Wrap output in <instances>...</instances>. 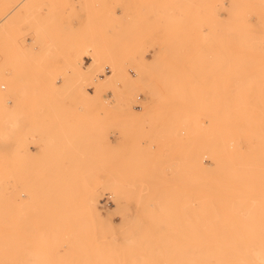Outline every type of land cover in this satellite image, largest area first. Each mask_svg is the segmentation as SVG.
Segmentation results:
<instances>
[{
	"label": "rangeland",
	"instance_id": "1",
	"mask_svg": "<svg viewBox=\"0 0 264 264\" xmlns=\"http://www.w3.org/2000/svg\"><path fill=\"white\" fill-rule=\"evenodd\" d=\"M0 16V264H264V0Z\"/></svg>",
	"mask_w": 264,
	"mask_h": 264
},
{
	"label": "bare ground",
	"instance_id": "2",
	"mask_svg": "<svg viewBox=\"0 0 264 264\" xmlns=\"http://www.w3.org/2000/svg\"><path fill=\"white\" fill-rule=\"evenodd\" d=\"M13 7V6H12ZM12 10V9H11ZM14 11V10H13ZM12 12V11H11ZM9 12L7 11V14H8ZM1 18H0V21L1 20H3V18H4V16H3V18H2V16H0ZM94 205H95V200L93 201V200H91V201H89V206H91V208H93L94 209ZM96 208V207H95Z\"/></svg>",
	"mask_w": 264,
	"mask_h": 264
}]
</instances>
